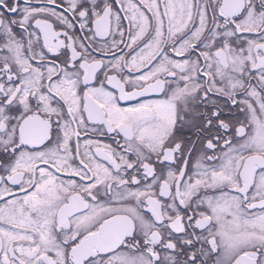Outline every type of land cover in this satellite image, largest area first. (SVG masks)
Returning a JSON list of instances; mask_svg holds the SVG:
<instances>
[{"label":"snow or ice","instance_id":"1","mask_svg":"<svg viewBox=\"0 0 264 264\" xmlns=\"http://www.w3.org/2000/svg\"><path fill=\"white\" fill-rule=\"evenodd\" d=\"M0 264H264V0H0Z\"/></svg>","mask_w":264,"mask_h":264}]
</instances>
